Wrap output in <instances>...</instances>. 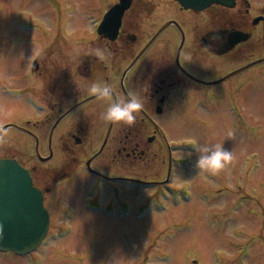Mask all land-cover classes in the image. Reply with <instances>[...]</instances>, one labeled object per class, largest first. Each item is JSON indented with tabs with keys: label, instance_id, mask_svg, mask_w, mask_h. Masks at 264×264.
<instances>
[{
	"label": "flooded vegetation",
	"instance_id": "af4514ba",
	"mask_svg": "<svg viewBox=\"0 0 264 264\" xmlns=\"http://www.w3.org/2000/svg\"><path fill=\"white\" fill-rule=\"evenodd\" d=\"M37 1L33 11L0 5V126L11 130L0 161H16L29 172L50 219L47 236L34 250L0 249L27 264H34L35 253L44 262L40 251L52 236H76L82 210L110 219L133 214L138 220L162 210L158 197L172 199L173 175L178 167L183 170L180 163L188 167L177 155L171 126L202 118L198 107L222 111L225 92L252 90L264 76V68L246 76L264 64L260 56L249 68L237 71L247 63L224 70L225 58L237 56L250 38L264 39V0H231V6L212 3L204 9L187 8L179 0H131L111 14L110 35H105L100 27L106 13L121 4L106 0L105 8L95 9L87 53L61 34V12L49 28L48 5L58 9L57 1ZM212 34L221 39L207 47ZM97 48L105 50V59L95 55ZM186 55L191 62L183 61ZM93 82L108 85L113 99L138 92L143 108L135 124L102 121L108 101L88 94ZM142 194L150 198L137 203ZM13 209L16 217L32 215L27 201ZM62 220L73 223L54 230L55 221ZM129 237L123 235L130 243Z\"/></svg>",
	"mask_w": 264,
	"mask_h": 264
},
{
	"label": "rangeland",
	"instance_id": "374dc122",
	"mask_svg": "<svg viewBox=\"0 0 264 264\" xmlns=\"http://www.w3.org/2000/svg\"><path fill=\"white\" fill-rule=\"evenodd\" d=\"M56 1L58 9L48 5L49 28L54 25V16L61 12V34L75 39L77 49L87 53L98 15L95 9L101 5L105 8L108 2ZM37 3V0H0V5L17 6L16 10L20 9L18 6L37 10ZM250 40L237 56L225 58L224 70L264 57V39ZM263 68L264 64L249 70L246 76ZM84 84L82 81V87ZM252 88L239 93L225 92L222 111L211 106L198 107L202 118L192 116L185 123L170 125L179 145L177 155L186 160L188 167L180 163L183 170L178 167L177 175H173L170 186L176 187L174 197H158L164 209H154L141 220L133 214L110 219L82 210L75 224L77 235L52 236L46 243L48 246L40 251L44 262L35 253L34 264H264V76ZM229 129L235 132L232 140L226 139ZM193 141L224 143L225 149L234 152L235 159L217 175H198L195 168L198 154L192 148ZM98 196L106 198L104 193ZM149 198L142 194L137 203H146ZM71 223L55 221L53 229ZM126 232L129 240L133 238L130 243L123 238ZM57 253L72 259L60 260L54 257ZM12 255L0 253V264H27ZM149 257L152 260L144 262Z\"/></svg>",
	"mask_w": 264,
	"mask_h": 264
},
{
	"label": "water",
	"instance_id": "95a60500",
	"mask_svg": "<svg viewBox=\"0 0 264 264\" xmlns=\"http://www.w3.org/2000/svg\"><path fill=\"white\" fill-rule=\"evenodd\" d=\"M131 0H121V4L115 5L105 15L100 27V33L110 35L111 29L109 17L117 9H125ZM185 7L194 9H204L212 3H221L231 6V0H179ZM123 2V4H122ZM119 25L113 28L114 34ZM239 41V40H237ZM230 44L232 47L237 42ZM253 64V63H252ZM247 64L237 71L250 67ZM32 205V215L28 217H16L14 205ZM49 214L43 208L42 194L40 190L32 185V179L27 170L13 160L0 161V225L3 227L0 236V249L14 250L24 254L34 250L46 237L49 229Z\"/></svg>",
	"mask_w": 264,
	"mask_h": 264
},
{
	"label": "clouds",
	"instance_id": "9594fccd",
	"mask_svg": "<svg viewBox=\"0 0 264 264\" xmlns=\"http://www.w3.org/2000/svg\"><path fill=\"white\" fill-rule=\"evenodd\" d=\"M220 39L221 37L218 34L210 35L207 47H211ZM94 52L101 60L106 58L105 50L97 48ZM183 61L185 63L191 62L190 56H184ZM87 92L99 100L108 101L106 108L100 113L99 117L105 122L124 123L131 126L136 122L135 114L143 108L142 98L136 91L130 90L126 98L113 99L112 90L108 85L101 82H93L88 87ZM10 131V129L0 126V147L7 144ZM234 136L235 132L233 130L229 129L226 132V139L232 140ZM192 148L198 154L195 163L198 175L205 173L217 175L228 168L235 159L234 152L225 149L224 143H197L193 141ZM2 233L3 227L0 225V236H2Z\"/></svg>",
	"mask_w": 264,
	"mask_h": 264
},
{
	"label": "bare ground",
	"instance_id": "6f19581e",
	"mask_svg": "<svg viewBox=\"0 0 264 264\" xmlns=\"http://www.w3.org/2000/svg\"><path fill=\"white\" fill-rule=\"evenodd\" d=\"M258 40H256L255 42H257ZM260 41V40H259ZM147 216V214L145 215V217Z\"/></svg>",
	"mask_w": 264,
	"mask_h": 264
}]
</instances>
